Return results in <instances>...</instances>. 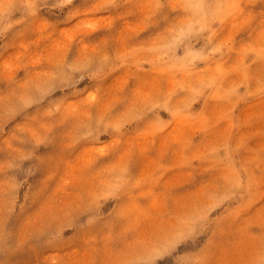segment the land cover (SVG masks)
<instances>
[{
  "label": "rangeland",
  "instance_id": "rangeland-1",
  "mask_svg": "<svg viewBox=\"0 0 264 264\" xmlns=\"http://www.w3.org/2000/svg\"><path fill=\"white\" fill-rule=\"evenodd\" d=\"M0 264H264V0H0Z\"/></svg>",
  "mask_w": 264,
  "mask_h": 264
}]
</instances>
